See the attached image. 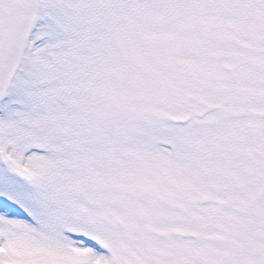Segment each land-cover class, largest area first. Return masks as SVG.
Listing matches in <instances>:
<instances>
[{"label": "snow or ice", "instance_id": "snow-or-ice-1", "mask_svg": "<svg viewBox=\"0 0 264 264\" xmlns=\"http://www.w3.org/2000/svg\"><path fill=\"white\" fill-rule=\"evenodd\" d=\"M0 264H264V0H0Z\"/></svg>", "mask_w": 264, "mask_h": 264}]
</instances>
